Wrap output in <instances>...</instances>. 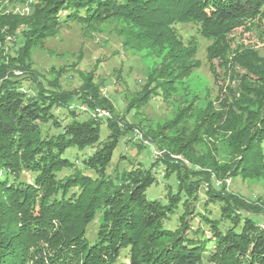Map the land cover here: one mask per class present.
<instances>
[{
  "label": "trees",
  "instance_id": "1",
  "mask_svg": "<svg viewBox=\"0 0 264 264\" xmlns=\"http://www.w3.org/2000/svg\"><path fill=\"white\" fill-rule=\"evenodd\" d=\"M260 21L264 0H37L27 17L6 13L0 0V264H264V199L249 202L225 186L230 178L264 179V59L251 48L232 49L229 38ZM107 23L117 26L124 49L151 61L141 89L127 97L132 124L91 83L94 77L71 92L56 80L45 85L33 69L32 50L63 28ZM179 25H194L212 41L208 57L223 70L212 69L216 96L190 92L201 67L199 44L196 37L185 42ZM11 35L21 38L16 50L8 46ZM154 99L180 104L174 119L142 130L168 153L149 169L138 164L122 172L114 184L108 175L114 152L127 131L142 127L137 116ZM75 100L108 109L111 118L81 121L82 113L70 108ZM220 141L231 156L224 165ZM88 148L94 151L85 158L64 157ZM159 163L166 179L178 181L165 202L147 197ZM213 177L224 181L221 191L212 188ZM202 180L210 182L220 218L202 216L211 237L201 229L190 237L189 208ZM181 202L180 225L166 228ZM98 214L102 223L91 244L87 228Z\"/></svg>",
  "mask_w": 264,
  "mask_h": 264
},
{
  "label": "rangeland",
  "instance_id": "2",
  "mask_svg": "<svg viewBox=\"0 0 264 264\" xmlns=\"http://www.w3.org/2000/svg\"><path fill=\"white\" fill-rule=\"evenodd\" d=\"M36 2L37 0H1V9L6 13L27 17L32 12V4ZM114 24H103L92 30L80 24H71L60 30L55 37L45 42L42 48L33 49L31 60L33 69L39 74V79L42 83L48 85L56 80L66 91L75 92L81 90L86 80L88 81L90 77H94L91 83L99 86L103 97L112 102L115 112L125 116V121L132 124L136 116L134 118V112H127V97L141 89L145 81V68L151 61L145 59L140 53L124 49L122 47V39L115 30L117 26ZM177 29L185 42L196 37L199 44L197 59L200 61L201 67L190 78V92L202 99L211 95L216 96L219 90L212 69L214 68L217 74H222L223 70L218 60L212 61L208 57V47L212 44V41L200 37L197 34V27L194 25H179ZM19 38L13 35L8 36V46L16 50L22 43L21 38ZM229 38H231L232 49L237 47L251 48L264 59V21L237 28L229 35ZM237 71L245 74L239 68H237ZM25 89L32 92V87L28 83H26ZM179 105V103H164L162 99H154L145 110L141 111L142 113L137 118L144 122L142 127L127 131L114 152L108 169V175L112 176L114 184L122 172L130 170L138 164L149 169L156 162V159L162 158L164 154L168 153L167 149H160L155 143L146 139L142 130H145L147 125L154 128L174 119ZM82 107L85 109L82 110ZM70 108H74L80 114L82 113L80 115L81 121L88 118L99 121L105 120L94 116V110L99 107L88 108L85 104L75 100L70 104ZM108 111L111 113L110 110ZM57 112L60 115L63 113L62 110ZM102 122L101 140H105L109 132L107 123L105 121ZM121 127H124V125L121 124ZM137 132L141 133V136ZM52 133L56 134L57 131L52 130ZM218 147L217 159L220 164L229 163L231 156L225 143L220 141ZM200 149L201 152L202 150L204 151L203 148ZM93 151L94 148H88L85 152L72 149L64 157L74 162L73 154L76 152H78V157L81 159L82 157L85 158V155L89 156ZM159 152H162V155L155 156ZM170 156L173 158L181 157ZM78 165L81 166L80 163ZM155 172L158 175V183L148 189L147 197L149 200L165 202L168 191H176L178 181L175 175L169 179L165 178L166 166L161 163L156 165ZM211 181L212 188L215 191H221L222 182L224 181L215 177ZM225 184L227 193L236 195L249 202H255L258 198L264 199V179L260 181H245L230 178L225 180ZM209 191L210 182L202 180L200 187L196 191L195 199H192L189 208L191 212L193 211V214L188 215L187 220L192 230L189 233L190 237L194 236V232L198 229L203 230L207 237H211L209 227L202 220V216H207L211 220L220 218L218 203L210 201ZM182 202L175 214L166 223V228L175 230L180 225V218L184 212ZM253 218L262 222V218L256 216H253ZM101 223L102 216L98 214L87 228V238L91 244L96 241Z\"/></svg>",
  "mask_w": 264,
  "mask_h": 264
},
{
  "label": "built area",
  "instance_id": "3",
  "mask_svg": "<svg viewBox=\"0 0 264 264\" xmlns=\"http://www.w3.org/2000/svg\"><path fill=\"white\" fill-rule=\"evenodd\" d=\"M82 110H84L85 108L82 107L81 108ZM94 116L98 117V118H103V119H107V118H111V113L108 111V110H105V109H101V108H97L96 110H94ZM140 136H141V133L137 132ZM156 155H162V152H159Z\"/></svg>",
  "mask_w": 264,
  "mask_h": 264
}]
</instances>
